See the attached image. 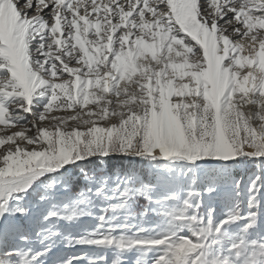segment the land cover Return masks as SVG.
I'll return each instance as SVG.
<instances>
[{"label": "snow or ice", "instance_id": "obj_1", "mask_svg": "<svg viewBox=\"0 0 264 264\" xmlns=\"http://www.w3.org/2000/svg\"><path fill=\"white\" fill-rule=\"evenodd\" d=\"M0 126V264H264V0H0Z\"/></svg>", "mask_w": 264, "mask_h": 264}, {"label": "rangeland", "instance_id": "obj_2", "mask_svg": "<svg viewBox=\"0 0 264 264\" xmlns=\"http://www.w3.org/2000/svg\"><path fill=\"white\" fill-rule=\"evenodd\" d=\"M243 42L244 43H247L248 41L245 40ZM63 78H67V77L65 76V77H62V79ZM53 114H55V115H62V113L61 114L60 113H53ZM2 127L3 126H0V128H2ZM15 130H18V129H10L9 131H15ZM117 159H119V158H117ZM249 170H252L250 165L247 166V168L245 170V174ZM74 175L79 176V173L78 172H74ZM82 184H83V177H79V179L77 181V185H82ZM73 191H78V187L77 188H74ZM71 251H76V250L74 249V250H71ZM68 252H69V250H57V251H55L53 253L52 257H50V264H52V261H54L56 259V257L63 256V255H67ZM135 256H136V254L133 253V254H129L126 257H123V259L127 262V264H134ZM109 258L111 259V255L109 256Z\"/></svg>", "mask_w": 264, "mask_h": 264}, {"label": "trees", "instance_id": "obj_3", "mask_svg": "<svg viewBox=\"0 0 264 264\" xmlns=\"http://www.w3.org/2000/svg\"><path fill=\"white\" fill-rule=\"evenodd\" d=\"M100 165H99V163L97 164V167H99ZM111 166V165H110Z\"/></svg>", "mask_w": 264, "mask_h": 264}, {"label": "bare ground", "instance_id": "obj_4", "mask_svg": "<svg viewBox=\"0 0 264 264\" xmlns=\"http://www.w3.org/2000/svg\"><path fill=\"white\" fill-rule=\"evenodd\" d=\"M61 114V113H60Z\"/></svg>", "mask_w": 264, "mask_h": 264}]
</instances>
